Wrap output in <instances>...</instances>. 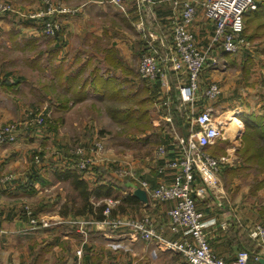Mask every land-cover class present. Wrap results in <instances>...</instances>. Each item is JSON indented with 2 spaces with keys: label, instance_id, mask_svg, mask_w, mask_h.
I'll use <instances>...</instances> for the list:
<instances>
[{
  "label": "crops",
  "instance_id": "0c3cea01",
  "mask_svg": "<svg viewBox=\"0 0 264 264\" xmlns=\"http://www.w3.org/2000/svg\"><path fill=\"white\" fill-rule=\"evenodd\" d=\"M63 1L76 8V11L59 15L61 31L51 37L42 33L40 22L36 20L22 18L12 12H5L4 16H0V49L9 52L16 47L24 52L21 62L26 58L35 66L33 81L28 74L12 70L9 58L0 59V125L3 117L8 114V104L13 103L12 94L34 95L40 98L41 103L44 98H50L45 110H56L63 122L61 126L69 119L65 114L84 112L87 106L100 112L104 109L101 98L130 100L126 107L108 111L114 116L111 118L120 117L119 124L127 122L126 116H136V112L140 111L146 113V129L139 133L134 131V134H130V139L129 136L123 137L130 145L137 144L134 154L137 150L139 157L127 150L115 154V151L108 149L103 153L105 159L101 164L107 167L121 165L120 167L128 170L124 179H118L123 186L118 191L124 196L127 193L133 194L142 180L147 181L149 187H154L160 181L173 180L176 169L168 167L167 161L178 158L182 152L174 132L171 133L170 130L174 131L173 128L178 126L176 122L187 110L188 104L192 114L209 108L224 134V137L211 144L222 141L223 150L211 154L221 156L228 149L234 148L239 156L234 166L223 168L220 184L212 187L204 196L195 197V205L203 212L205 232L213 254L232 261L238 251L247 249L253 256L258 246L246 234L245 228L255 223L264 224V168L260 169L244 161L241 151L246 145V139L252 140L250 130L264 127V1H259L257 9L244 17L243 33L248 42L246 48L235 54L225 52L221 45L212 48L211 52L216 55L217 61L208 62L202 69L199 91L191 102H182L180 99L178 86L185 81L184 75L176 74L168 68L163 83L162 79L149 80L137 73L135 59L139 58L138 44L136 40L129 38L130 28L139 30L141 35L139 26H142L153 35L160 52H168L167 49L172 44L171 20L180 18L179 8L171 0H123L122 6H116L110 0H77L76 3H72L75 0ZM41 3L37 0L35 5L41 7ZM94 18H102V22L96 23ZM122 22L126 25L124 29L120 27ZM188 29L193 32L198 46L205 47L210 43L214 25L201 6H198L196 18L188 25ZM29 43L35 44L36 53L33 55L24 51ZM142 50L143 46L141 53ZM210 82L218 83L221 88V93L213 99L202 94L204 87ZM9 92H12L11 96ZM4 99L8 102L3 101ZM229 113L241 121L235 135L230 132ZM167 116L169 121L166 120ZM78 119L84 126L85 119ZM159 119H165V124ZM57 124L60 125L58 120ZM195 129L190 126L189 131ZM58 130V126L21 129L17 130L14 141L0 143V264H48L47 259L51 253L58 257L56 264H62L66 246L72 247L76 235L80 234L78 227L82 226L79 223L89 220L96 224L98 221L92 216L73 218L59 213L69 186L67 181L54 176L53 168L75 167L68 152H60L63 145L75 142L70 139L75 134L70 136V133ZM153 135L157 136L154 139L158 141V146H165V151L159 155L154 148L155 150H149L146 154L141 153V146L152 145L149 142H153ZM77 137L86 141L84 136ZM52 138L57 144L55 149L52 148ZM263 142L255 141L257 147ZM50 149L54 155H49ZM206 151L209 152L207 149ZM36 153L41 154L42 162L39 165L32 161ZM5 175L8 177L4 178ZM83 175L91 181L97 178L92 167ZM252 178L258 187L257 198L260 202L257 204L252 201V196L256 197L251 195L249 182ZM196 180L199 183L198 176ZM240 181L248 182L246 189ZM98 183L100 181L95 184ZM63 184L66 185L62 187ZM146 194V201L138 198L137 209L128 211V207L123 213L135 215L147 212L165 238H179L180 235L172 233L167 225L173 202L159 203L148 191ZM236 194L241 195V198L237 199ZM120 204L122 207L128 205L122 200ZM115 214L112 213L111 216ZM32 219H37L38 222L41 219L47 220L50 224H33ZM110 229L123 233L121 235L125 236V240L130 236L128 245L132 247L135 240L132 235L135 233L131 228L121 226ZM86 239L82 235V240L77 242L84 252L79 255L78 250L81 248L77 249L78 255L73 256L76 257L73 262L106 264L94 258L96 252L92 255V246L86 243ZM151 244V250L143 252L146 257L150 255L151 258V263L147 261L146 264H186L181 253L168 250L162 245L158 251L157 246L160 244L155 242L156 247ZM130 253L133 261L129 264H135L138 253ZM259 258L264 260V253ZM248 264L257 263L251 260Z\"/></svg>",
  "mask_w": 264,
  "mask_h": 264
},
{
  "label": "built area",
  "instance_id": "2783aa9c",
  "mask_svg": "<svg viewBox=\"0 0 264 264\" xmlns=\"http://www.w3.org/2000/svg\"><path fill=\"white\" fill-rule=\"evenodd\" d=\"M141 1V0H140ZM179 8L180 18L171 20L172 44L162 53L155 45L154 37L144 27L139 26L143 33L144 45L137 65L138 74L145 79H162L169 68L174 73L185 76V81L178 86L182 102H191L199 91V77L202 69L208 62L215 63L216 55L211 50L216 45L228 53H238L248 46L244 31V17L256 10L258 0H171ZM116 6H122L123 0H110ZM45 10L35 13L42 21V32L53 36L58 31V24L52 19V13L56 9L51 0H44ZM201 6L207 18L213 23L214 30L210 43L205 47L196 44L193 32L188 29L197 15V8ZM7 6L0 4V11ZM65 11L74 12L73 9ZM221 93L218 83L210 82L204 87L203 96L209 99L216 98ZM36 114V113H33ZM38 123L43 121V116L36 115ZM166 120H170L169 116ZM208 108L190 118V125L196 129L189 131L184 137L174 132L176 142L181 148V156L167 161V166L176 169L171 182L160 181L154 187H149L147 181L142 180L140 187L159 203L172 201L169 209L168 228L172 233L179 234L176 239L165 238L155 226L152 217L145 216L141 219H107L101 223L112 227L126 226L139 234L147 242H157L168 250L181 253L188 264H247L249 252L244 249L238 251L232 261H226L223 257L213 254L210 249L205 232L203 212L195 205V197L204 196L209 190L220 184V175L224 167L234 166L238 156L234 148L228 149L226 154L214 156L206 151V147L213 144L216 139L224 137L221 126L215 122ZM18 122L2 126L0 128V143L14 140V133L18 129ZM174 129V128H173ZM90 152L100 157L102 144L94 141L89 147ZM165 151L164 145L156 148V154ZM36 163H40L38 153L33 156ZM90 158L84 157L76 161L77 168L87 170ZM124 177L125 169L116 167L113 170ZM197 176L199 183L196 182ZM109 198L103 214L108 216L112 204ZM35 223V220H32ZM1 232V229H0ZM246 234L255 241L258 246L254 252V259L259 260L260 254L264 253V224L255 223L249 226ZM188 236H191L189 238Z\"/></svg>",
  "mask_w": 264,
  "mask_h": 264
},
{
  "label": "rangeland",
  "instance_id": "374dc122",
  "mask_svg": "<svg viewBox=\"0 0 264 264\" xmlns=\"http://www.w3.org/2000/svg\"><path fill=\"white\" fill-rule=\"evenodd\" d=\"M36 1L37 0H12V2H11L8 0H0V4H4L7 6V9L0 11V16H4L3 14H6L5 12H12L14 14L20 15L22 18L36 20V21L40 22L41 30H42V21L35 16V13L39 12L41 10L44 11L45 10V4H44V0H40V2H42L41 3L42 6L40 7V5L39 6L35 5ZM51 2L53 4V6L55 5V7H56V9H54V11L51 15H52V19H55L56 23L58 24V31L57 32L59 33L61 31V26H62V22H61L59 15H61V14H72V12L65 11V9H69V10L73 9L75 12L76 8L72 7L71 5H68L63 0H51ZM76 2H77V0L73 1L72 3H76ZM21 7H23L24 9ZM26 9H28V10H26ZM24 10H26V11H24ZM17 11H19V12H17ZM94 19L96 20L95 21L96 23L102 22V20H101L102 18H94ZM106 21H107V19H106ZM124 26H126V25L122 22L120 24L121 29H124ZM134 28H135V26H134ZM138 31L136 29L134 30L132 28L129 29V34H131V36L129 38L132 40H136V42L138 44L137 55L139 56V58L135 59V63L137 62L136 65H138V62L140 59L141 47L144 45V39L142 36L143 33L141 32V35H140L138 33ZM57 32H56V34H57ZM44 35H46V34H44ZM55 35H53V36H55ZM46 36H48V35H46ZM48 37H51V36H48ZM11 41H10L11 44H13L14 39L12 38ZM25 47L26 48L24 51L28 55H30V54L33 55L34 53H36L34 43L33 44L29 43ZM14 48L15 49L10 50L9 52H6V50L4 51L3 49H0V59L6 60V58H9L8 60H10V67L12 70L20 72V73L25 74V75L28 74L32 78V80L34 81V77H33L34 73H35L34 64H31L30 61L27 60L26 58H25V61L23 58V62H21V56L24 54V52H22L21 50H18V48H16V47H14ZM6 67H8V65ZM136 68H137V66H136ZM32 83H34V82H31V84ZM48 84L49 83H46V85H48ZM11 93L9 92L10 96H11ZM12 99H13V103H12V105L8 104V107H7L8 114L6 113L7 115L3 117L4 119L1 122L0 128L2 126L8 125V124L18 122L19 124H18L17 130H21V129H28L29 130L32 128L34 129L35 126H37V127L44 126V128H46V129L48 127L50 128L53 126H58V127H60V130H58V131H64L66 133H70V136L74 133L75 134L74 137H71L70 139L71 140L74 139L75 142H73L72 144L63 145L64 148L62 150H60V152H62L64 154L65 153L64 150L67 151L68 155L71 156V158L73 159L74 166L76 168H77L76 161L79 160L80 158H84L87 156H88V158H90L89 167H94V166H98V165L104 166V164L101 165L105 159L103 157V153H104V151H107L108 149H110L112 152L115 151L114 152L115 154H118V151H121V150L126 151L127 150L130 153L132 152L131 153L132 155L139 157L137 150H136V154H134L137 144L136 145H133V144L130 145L129 141H125L126 139H123V137L125 138V136L126 137L129 136L128 138L130 139L132 137V135H130V134H134V131H137V130L143 128L142 124L145 126V128H144V130H145L146 126H147V122L144 121L142 123H135V121L132 120V121H127V122H121L119 124L118 119L120 117H117L116 119L111 118L114 116L110 115L109 111H108L110 109H118L119 107H122V108L126 107V105L130 101L128 99L118 100L115 98H108V99L101 98V102L104 104V109H101V111L98 112L93 107L87 106L86 109L84 110V112L65 114V116L66 115L69 116L68 117L69 119L66 122V124H64V126H61V125H63V122L60 121L61 116L58 117V113H56V110L55 111H51L48 109L45 110L46 106H48L47 104L49 103L50 98H44V100H42L43 103H41L40 98L35 97L34 95L25 96V95H20V94H12ZM3 101L8 102L7 99H4ZM105 109H107V111H105ZM33 113H36V114H33ZM36 115L43 116V121L38 123V121L35 120ZM193 115L194 114L191 113L190 105L188 104L187 110L184 111L181 118L176 122L178 124V126L176 124H174L176 126L174 127V131L170 130L171 133L177 132L178 134L187 136L188 131H189L190 126H191L190 125V118ZM8 117H9V119H8ZM79 117L83 118V119H81L83 121L85 119V125L84 126L82 125L83 122L80 123V119H78ZM240 117L242 118V116H240ZM57 120H58V122H60V125L57 124ZM73 121H77V123L74 124ZM159 121L162 124H165V122H166L165 119H159ZM17 130L14 133V136H15L14 140L16 139V136H17ZM76 136H84L86 141H81V139H79V137L76 138ZM156 137H157L156 135H153L151 137V140L153 142H149V143H152V145L140 147L141 153L146 154V152H149V150L152 151L154 148L156 149V147L158 146V144H157L158 141L154 139ZM14 140H12V141H14ZM54 140L55 139L52 138L51 143L53 145L52 148L55 149L57 147V144L54 142ZM94 141H99L102 144V151H101L100 157H98L94 153L90 152L89 147L93 144ZM144 145H146V144H144ZM155 145H157V146L155 147ZM206 149L210 153H213V154L219 153L223 150V143H222V141H218L215 145L207 146ZM51 150L52 149H50L49 155H54L55 153L51 152ZM32 161L35 165H39L42 162V161H40V163H36L34 160H32ZM120 166L113 165V166H109V167H107V166H104V167H105V169H107L108 173L111 174L114 178L121 179L120 178L121 175H119L113 171L114 168L120 167ZM122 168L125 169L124 177H126L128 174V170L125 167H122ZM6 177H8V175L4 176V178H6ZM124 177H123V179H124ZM255 183L256 182H254L253 178L249 182L250 188L252 190L251 195H256V197L252 196V198H253L252 201H253V203L257 204L260 201H258V198H257L258 187L255 186ZM240 184H242L244 189H246V185L248 184V182L240 181ZM65 185L66 184H63L62 187H64ZM139 187H140V185H139ZM69 191L70 190H68L67 193H69ZM236 198L237 199L241 198V195L239 196V194H236ZM111 199H113V198H111ZM102 200H103V202H106V200H108L107 202H109V198H107V197H104ZM110 204H112V206L110 209V213L108 214V216H106L107 219H111V220L116 219V218H120V219L137 218V219H141L145 216L151 217V215L148 214L147 212H144L142 214L137 213L135 215H132L129 213H122L119 210L116 211L115 215L111 216V213H112L111 210L112 209L115 210L117 208V206L120 204V200L118 198L113 199V201L111 200ZM132 209L130 208L128 211H131ZM32 220H35L34 224L39 223L42 226H48L50 224V222L47 220L41 219L39 222L37 219H32ZM81 222L82 223H79V224H81L82 228L80 227V225L78 227L80 230V234L76 235L75 243L72 245V247H70V245L66 246V249L64 250V252L66 254H64V258L61 260L62 264H73L74 263L73 260H75L76 257L73 258V256L76 254L78 255L77 249H80L81 247L77 242H79V240H82V235L84 237H87L86 243H88V244H90V246H92L91 247V249L93 251L92 255L94 252H96L94 258L99 259L101 262H105L106 264H116V263L117 264H127V263L129 264L131 261H133L132 255L130 253L133 251L134 253H136V252L138 253V257L133 256V257H137L134 260L135 264H146L147 261L151 263L150 255H149V257H146L143 254L144 251L151 250V247H150L151 243L150 242L147 243V241L145 239H143L139 234H133L132 235V238H135V240H134L132 247H130V245H128L130 242V241L128 242V239H130V236H127L128 239L125 240L126 239L125 236L121 235L123 233H116L115 231H112L113 229H110V228H116V227H112L109 224L101 223L99 220L96 222V224H95V222H93V221L90 222L89 220H83ZM98 222H100V223H98ZM90 226H92L93 228H90ZM155 226H156V224H155ZM247 228H245V230H247ZM157 244H159V243H157ZM154 246L155 247L157 246L155 244V242L152 245V247H154ZM157 247L159 248L157 250L160 251L161 245L157 246ZM78 252H80L79 255H81V254L83 255L84 250L81 248V250H78ZM140 255H141V257H140ZM47 261H49L48 264H56V262L58 261V257L56 255H54L53 253H51L50 257L47 259ZM186 264H187V262H186Z\"/></svg>",
  "mask_w": 264,
  "mask_h": 264
},
{
  "label": "trees",
  "instance_id": "16d2710c",
  "mask_svg": "<svg viewBox=\"0 0 264 264\" xmlns=\"http://www.w3.org/2000/svg\"><path fill=\"white\" fill-rule=\"evenodd\" d=\"M259 1L261 2L264 0H258V2ZM3 81L6 80L4 79ZM126 117H128L127 121H132L130 119L132 116ZM146 118V113L143 111L136 112V116L132 117L135 123H142V120L146 121ZM142 126L143 128L137 130V133L144 131L145 126L143 124ZM250 131L253 134L252 140L246 139V145L241 151L242 157H244V161L247 163L256 165L258 168L263 169L264 142L261 146L257 147L255 141H264V127L253 128ZM38 154L41 157V154ZM92 169H94V171L97 173V178L95 181H91L90 179L86 178L83 175L85 170L78 169L76 167L53 168L54 176L62 181H67L70 190L69 193H67L65 201L62 203L59 209L60 215L65 217L71 216L73 218H78L80 216H92L97 220H102L105 218L103 210L106 207V203L102 200L104 197H112L115 199L118 198L119 200H122L128 204L126 207H122L121 204H119L117 206L118 209L116 208L115 210H111L112 213H116L117 210L123 213V211H125L128 207L131 209L138 208V198L131 193H127L124 196H122V194L120 195L118 189H122L123 186L120 184L118 179L114 178L108 173L104 166L98 165L92 167ZM99 181L100 183L95 184ZM114 186L116 187V190H114ZM96 200H98V203ZM86 258H88L87 255ZM251 260L257 264L260 263L259 260H255L254 257L249 254L247 264Z\"/></svg>",
  "mask_w": 264,
  "mask_h": 264
},
{
  "label": "bare ground",
  "instance_id": "6f19581e",
  "mask_svg": "<svg viewBox=\"0 0 264 264\" xmlns=\"http://www.w3.org/2000/svg\"><path fill=\"white\" fill-rule=\"evenodd\" d=\"M229 116H230L229 117L230 121L228 122V124H229V128L231 130L230 132H231L232 135L233 134L235 135L238 127L241 126V121L239 119H237L234 116V114H232V113H229Z\"/></svg>",
  "mask_w": 264,
  "mask_h": 264
},
{
  "label": "water",
  "instance_id": "95a60500",
  "mask_svg": "<svg viewBox=\"0 0 264 264\" xmlns=\"http://www.w3.org/2000/svg\"><path fill=\"white\" fill-rule=\"evenodd\" d=\"M133 195H135L137 198H139L140 200L146 201L147 200V194L146 191L142 188H136L133 191ZM260 262L264 263L263 259H259Z\"/></svg>",
  "mask_w": 264,
  "mask_h": 264
}]
</instances>
